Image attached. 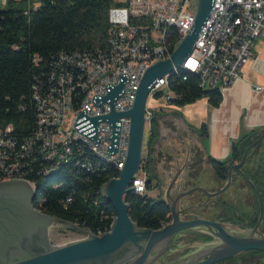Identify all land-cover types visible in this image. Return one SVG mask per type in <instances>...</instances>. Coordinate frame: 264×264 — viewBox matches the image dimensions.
Returning <instances> with one entry per match:
<instances>
[{"label": "built area", "instance_id": "obj_1", "mask_svg": "<svg viewBox=\"0 0 264 264\" xmlns=\"http://www.w3.org/2000/svg\"><path fill=\"white\" fill-rule=\"evenodd\" d=\"M112 1L114 6L107 12L105 46L83 53L60 54L44 82L32 87L35 113L30 133L22 137L11 125L0 127V183L23 181L36 198L37 179L58 178L52 184V189H58L68 177L94 175L109 167L119 175L126 156L130 119L118 120L119 137L113 155L106 153L112 133L109 123H98L95 147L75 131V120L83 110L87 118L108 115V103L96 107L92 98L104 97L105 86L116 87L120 75H126L129 81L113 108L119 113L129 111L146 69L168 59L190 31L196 0ZM263 32L264 0H214L191 55L170 75L159 79L149 97L159 94L165 104H170L175 97L170 91V82L177 78L185 82L190 75L198 79L200 89L223 94L240 79L241 69L254 57V43ZM152 114L153 110L146 104L144 118L148 130ZM145 155L142 152V159ZM145 183L140 166L132 182L134 194H145ZM44 202L39 199V208L33 206L34 209L44 214L41 209ZM70 202L71 198H67L62 204L66 206ZM109 229L90 233L101 237ZM77 235L79 240L83 238Z\"/></svg>", "mask_w": 264, "mask_h": 264}, {"label": "water", "instance_id": "obj_2", "mask_svg": "<svg viewBox=\"0 0 264 264\" xmlns=\"http://www.w3.org/2000/svg\"><path fill=\"white\" fill-rule=\"evenodd\" d=\"M213 3L214 0H196L194 22L190 31L168 59L146 69L129 111L119 113L113 108L115 100L124 92V84L129 81L126 75H120L116 87L109 84L105 86L104 97L92 98L96 107L101 103H108L110 113L103 117L87 118L83 110L75 120V131L89 139L95 147L98 142V123H109L112 133L108 137L110 146L106 153L113 155L118 144V120L124 117L130 119L122 169L118 178L107 181L101 190V195L110 203L115 213L109 231L97 237L72 223L42 214L33 207L35 193L27 183L16 180L1 182L0 264H220L249 251L264 252V235L258 231L263 217L259 195V217L251 231H241L203 217L185 219L182 212L190 211L191 208L180 207L181 200L194 192L202 193L208 201L228 190L232 185L233 172L242 174L248 153L264 139V129L246 148L240 161L229 167L227 180L217 191L209 192L200 186L182 191L187 164L179 168L165 188L163 200L170 210L171 222L161 229L153 231L139 228L130 220L129 206L123 200L125 195L134 193L132 182L140 171L145 133L144 116L149 94L159 79L170 75L174 68H179L191 55ZM247 183L253 187L250 181L247 180ZM176 189L178 191L174 194ZM57 225H63L83 238L60 246L52 245L49 230ZM195 235H205L214 242L201 245L199 242L186 243Z\"/></svg>", "mask_w": 264, "mask_h": 264}, {"label": "trees", "instance_id": "obj_3", "mask_svg": "<svg viewBox=\"0 0 264 264\" xmlns=\"http://www.w3.org/2000/svg\"><path fill=\"white\" fill-rule=\"evenodd\" d=\"M2 1L0 0V127L11 125L14 132L23 137L30 133L34 122L32 87L44 82V78L46 79L53 69V61L60 54L83 53L105 46L108 32L107 12L114 6V2L112 0H5L3 4ZM169 88L175 96L170 101V105L176 107L192 104L202 98H206L212 107L219 106L221 102L218 91L200 89L198 79L192 75L188 76L185 82L178 78L171 81ZM156 97L159 98V94ZM157 116L156 113L152 114L144 145L146 155L141 160V172L146 177V193L153 190V182L156 179L154 144L159 136ZM261 132L252 131L233 143L226 161L217 162L208 159L217 181L225 184L229 167L240 161L246 148ZM200 136L201 138L206 136L204 127ZM262 143L264 139L254 149ZM253 150L248 153L246 163L252 158ZM260 162L261 167L253 173L246 169V163L242 167V174L234 173L252 183L254 189L249 184L248 186L253 190L256 203L259 195L263 206L264 159ZM116 177H118L117 171L109 167L104 172L94 175L81 174L68 177L58 189H52V184L58 178L37 179L39 194L33 201V206L39 208V199H44L45 202L41 206L44 214L84 227L92 233L107 231L115 218V213L110 203L101 195V188L107 181ZM195 186H197L195 173L189 171L183 188L185 190ZM146 193L143 195L130 193L125 195L123 200L129 206L128 216L133 223L141 229L156 231L171 222L170 210L163 199H152ZM201 195L202 198L196 200V203L204 201L205 196L202 193ZM67 198H71V202L63 206L62 202ZM181 202V207L185 203L191 204L186 200ZM212 202L224 209L227 216L225 222L234 220L233 213L236 211L234 206L227 205L219 197L213 198L207 204L205 202L202 205L197 204L195 212H201L198 211L199 207L204 208L205 211ZM258 215L257 208L251 226L256 224ZM221 216L223 217L222 214ZM262 223L264 226V217ZM198 240L207 242L211 239L205 235L190 237V242ZM244 254L264 257V252L249 251ZM231 260L233 259L228 261Z\"/></svg>", "mask_w": 264, "mask_h": 264}, {"label": "crops", "instance_id": "obj_4", "mask_svg": "<svg viewBox=\"0 0 264 264\" xmlns=\"http://www.w3.org/2000/svg\"><path fill=\"white\" fill-rule=\"evenodd\" d=\"M253 55L241 69L240 79L221 94L217 107H212L206 98L176 107L164 102L156 103L154 98L157 97H152L151 102L156 103L153 106L156 109H151L158 114L159 133L154 144L156 179L153 185H157L159 177L170 179L186 163L184 178L189 171L194 172L197 186L209 192L223 186L215 179L208 159L226 161L233 143L252 131L264 129V32L254 43ZM203 127L206 136L201 138ZM262 148L264 143L253 150L252 158L245 164L252 173L261 167L260 161L264 159ZM204 173L209 176L208 182ZM246 184L239 174L233 172L231 187L219 199L226 204L234 203V195L239 191L246 192L245 188L253 194ZM151 192L146 193L150 198Z\"/></svg>", "mask_w": 264, "mask_h": 264}, {"label": "rangeland", "instance_id": "obj_5", "mask_svg": "<svg viewBox=\"0 0 264 264\" xmlns=\"http://www.w3.org/2000/svg\"><path fill=\"white\" fill-rule=\"evenodd\" d=\"M153 98L149 97L147 100V106L149 108H153L154 110L156 107H153L156 103L163 102L159 98H154L155 102H151ZM148 135V127L145 128V133H144V143H143V152H144V145L147 139ZM262 154L264 153V148L261 149ZM204 177L206 178V181L208 182L209 176L208 174L204 173ZM264 177V175H262ZM169 179L165 177H159L157 180V185L154 184V188L152 192L150 193V196L152 199L158 200L159 198L164 199V192L165 188L168 185ZM247 185V184H246ZM248 187V185H247ZM182 191H184V188H182ZM246 192L239 191L234 195L235 201L229 202L231 205L234 206L235 210L233 218L235 220H238L239 222H242V225L239 226H232L238 230L241 231H251L253 228L248 225L249 223L252 222V219H254V216L256 215L257 208L259 210V201L256 203V199L254 198L253 194H250V192L245 188ZM248 195V196H247ZM202 198V195L200 192H194L186 197L183 198V200L191 202V205H197L199 203L202 204V202L196 203V200H199ZM234 199V198H233ZM182 200V201H183ZM228 205V204H227ZM262 212H263V217H264V205L262 206ZM206 213L205 217H208L211 220H216V221H221L225 220L227 216L225 215L224 209L222 207H219L216 205V203L212 202L210 203L209 208L204 212ZM223 215V217L221 216ZM229 225V224H227ZM244 228V229H243ZM258 231L264 235V226L260 225ZM49 240L52 245L60 246L67 244L69 242H73L76 240H79V236L71 231L68 230L63 225H57L52 227L49 230ZM220 264H264V257L256 256V255H250V254H241L237 257H235L233 260L220 263Z\"/></svg>", "mask_w": 264, "mask_h": 264}, {"label": "flooded vegetation", "instance_id": "obj_6", "mask_svg": "<svg viewBox=\"0 0 264 264\" xmlns=\"http://www.w3.org/2000/svg\"><path fill=\"white\" fill-rule=\"evenodd\" d=\"M233 176V175H232ZM241 176V175H240ZM241 178L247 183V181L241 176ZM247 185H248V183H247ZM231 187V186H230ZM229 187V188H230ZM183 188V187H182ZM186 190V189H185ZM184 190V191H185ZM177 189L176 190H174L173 192H174V194H176L177 193ZM217 191V190H216ZM227 191V190H226ZM225 191V192H226ZM214 192V191H213ZM218 197H220V196H218ZM213 199V198H212ZM212 199H210V200H208V201H206V197H205V199H204V201L203 202H205V204H207L209 201H211ZM182 201V200H181ZM202 202V204H204ZM181 203L182 202H180V207H181ZM201 204V205H202ZM200 205V206H201ZM210 205V204H209ZM184 207H190L191 209H190V211H183L182 212V216L185 218V219H190V218H194V217H203V218H205V215H206V213H204L208 208H206L205 209V211H204V208H201L200 209V207H199V210L198 211H201V212H195V209L198 207L197 205H191V204H187V203H185V204H183V206L181 207V209L182 208H184ZM195 212V213H194ZM258 217H259V215H258ZM262 219H263V217H262ZM220 222H222V223H225V224H229V225H232V226H239V225H242V222H239L238 220H233V221H230V222H225V221H220ZM257 223V222H256ZM263 223H262V221H261V224L260 225H262ZM248 225H250L251 226V223H249ZM252 228L254 227V226H251ZM244 229V228H243ZM181 241V240H180ZM195 242H199V244L201 245V244H205V243H212V242H214L212 239L210 240V241H200V240H198V241H193L192 243H195ZM186 243H190V241L188 242H186ZM191 243V244H192ZM191 244H189V245H191ZM191 251H193V250H191ZM190 251V252H191ZM174 261V260H173ZM225 262H227V261H225ZM222 263H224V262H222Z\"/></svg>", "mask_w": 264, "mask_h": 264}]
</instances>
